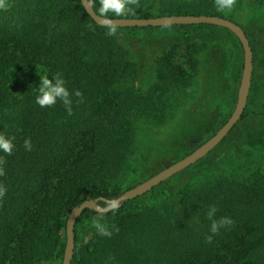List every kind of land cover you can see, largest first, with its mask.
<instances>
[{"label":"trees","instance_id":"obj_1","mask_svg":"<svg viewBox=\"0 0 264 264\" xmlns=\"http://www.w3.org/2000/svg\"><path fill=\"white\" fill-rule=\"evenodd\" d=\"M255 1L264 7V0ZM9 3L0 14L14 11L13 0ZM139 5H132L127 16H110L151 18V5L156 17L221 16L214 0H139ZM94 7L99 14L98 0ZM10 22L0 25V134L15 137L11 155L0 150L6 161L0 184L7 188L0 199V264H62L72 209L85 200H111L124 192L137 173L132 157L138 124L162 126L176 113V104L167 102L169 92L175 84H190L196 56L206 44L165 51L157 61L156 84L145 88L147 40L135 52L118 35L132 29L150 34L157 28H117V35L109 36L80 0H28L20 21ZM164 28L204 34L216 49L225 47L226 33L235 36L214 25ZM256 45L251 42L254 52ZM56 73L73 94L71 115L62 101L44 108L35 102L40 76L51 79ZM76 90L83 103H77ZM160 94L164 104L150 101ZM255 117L264 114L246 108L236 127L250 125ZM232 132L225 140H232ZM29 138L31 151L24 147ZM253 142L264 151V136ZM211 162L207 156L187 171L200 173ZM183 173L107 212L100 222L113 232L111 237L97 233L93 219L99 213L86 210L75 228L72 264H264V168L232 178L202 172V178L185 183L179 181ZM211 206L217 208L213 219L234 221L216 235L206 217ZM208 235H213L211 243Z\"/></svg>","mask_w":264,"mask_h":264},{"label":"rangeland","instance_id":"obj_2","mask_svg":"<svg viewBox=\"0 0 264 264\" xmlns=\"http://www.w3.org/2000/svg\"><path fill=\"white\" fill-rule=\"evenodd\" d=\"M12 5L13 12L0 14V25L20 21L28 0H13ZM155 8V5L147 8V12L153 13L154 17L158 16ZM219 13L240 25L249 36L250 43L257 44L247 109L264 114V7L255 0H240L231 10ZM147 33V30L132 29L118 35L135 52L142 51V41L147 40L142 76L145 88L156 84L157 61L165 51L175 45L187 43L198 46L206 44V48H202L196 56L198 66L190 84H175V88L169 92L171 99L167 102L176 104V113L162 126L148 121L138 124L139 132L132 157L137 173L124 191L184 158L211 138L214 130H219L222 120H228L235 109L244 65L242 46L235 36L228 33L225 34L228 38L225 47L219 46L217 49L214 48L213 41L204 34L183 35L169 28H157L150 31V34ZM252 88H255V93ZM161 100L164 104L160 94L150 101ZM263 123L264 118L255 117L250 125L236 127L231 134L232 140H225L218 146L219 149L216 148L209 155L212 162L202 168L200 173H218L232 178L263 169L264 151L258 149V144L253 142L255 137L263 138ZM200 173L194 174L193 171L186 170L179 181L185 183L202 178Z\"/></svg>","mask_w":264,"mask_h":264},{"label":"water","instance_id":"obj_3","mask_svg":"<svg viewBox=\"0 0 264 264\" xmlns=\"http://www.w3.org/2000/svg\"><path fill=\"white\" fill-rule=\"evenodd\" d=\"M85 12L91 17V19L100 27H104L102 22L98 20L99 14L95 11V7L90 8L86 6V0H80ZM116 20L118 28H164L177 25H214L225 28L235 35L240 42L244 53V65L240 81V87L238 90V97L235 109L227 122L217 131L215 135L209 138L201 146L195 149L193 152L178 160L167 168L163 169L159 173L155 174L151 178L138 184L137 186L128 189L121 193L117 198L119 200V208L125 203L142 198L152 192L163 183L172 179L176 175L186 171L192 166L199 163L201 160L209 156L234 130V128L241 121L250 97L253 74H254V51L251 46L248 35L245 30L237 23L221 17V16H192V15H173V16H161L151 18H112ZM105 198L97 200H85L78 206H75L69 214L66 225V248L64 252V258L62 264H72L75 259L76 250V234L75 228L78 220L82 217L86 210L96 211V204L100 201L104 202ZM103 207V206H101ZM111 212V211H108ZM99 213V212H98Z\"/></svg>","mask_w":264,"mask_h":264},{"label":"clouds","instance_id":"obj_4","mask_svg":"<svg viewBox=\"0 0 264 264\" xmlns=\"http://www.w3.org/2000/svg\"><path fill=\"white\" fill-rule=\"evenodd\" d=\"M99 2V16L98 20L102 22L103 26L108 29L107 35L116 36L118 25L115 19H112L111 16L122 17L132 12L130 6L135 5L137 8L139 5V0H98ZM95 0H86V6L93 8ZM217 11L231 10L235 4L236 0H214ZM11 7L9 0H0V10L7 11ZM111 14V16H110ZM38 95L36 96V103L44 107H52L57 101H62L68 115L72 114V99L69 90L66 87V81L62 78L61 73L54 74L53 78H49L47 75L40 76V84L38 87ZM75 97L79 98L77 103H83V94L80 90L74 92ZM15 137L6 138L5 135L0 134V150L4 153L11 155L14 144L13 140ZM25 150L31 151L32 143L30 138L25 139L24 141ZM6 161L3 158H0V176L5 175V170L3 164ZM7 192L5 185L0 184V199H2ZM104 206L101 207L99 203L96 204V208L99 212V218L93 219V227L96 229L97 233L101 236L111 237L113 232L109 230L108 226L104 223H101V219L108 211H115L119 208V200L111 199L104 200ZM217 212L215 206H211L207 213L206 217L211 221L210 231L213 235L218 234L220 228L226 226H232L234 221L229 217H221L219 220L213 219ZM112 229L116 232L119 231L118 227L115 225L112 226ZM213 235L206 236V241L208 243L212 242Z\"/></svg>","mask_w":264,"mask_h":264}]
</instances>
